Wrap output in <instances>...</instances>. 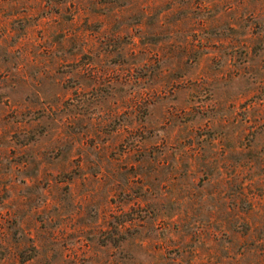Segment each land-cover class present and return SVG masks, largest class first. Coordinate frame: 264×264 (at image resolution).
<instances>
[{
  "label": "rangeland",
  "instance_id": "1",
  "mask_svg": "<svg viewBox=\"0 0 264 264\" xmlns=\"http://www.w3.org/2000/svg\"><path fill=\"white\" fill-rule=\"evenodd\" d=\"M0 264H264V0H0Z\"/></svg>",
  "mask_w": 264,
  "mask_h": 264
}]
</instances>
